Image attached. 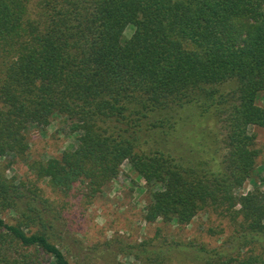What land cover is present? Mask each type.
Here are the masks:
<instances>
[{
    "label": "trees",
    "instance_id": "16d2710c",
    "mask_svg": "<svg viewBox=\"0 0 264 264\" xmlns=\"http://www.w3.org/2000/svg\"><path fill=\"white\" fill-rule=\"evenodd\" d=\"M57 121L76 146L27 160L30 130ZM254 127L264 0H0V264L259 263L264 175L238 193L259 167ZM18 159L27 177L7 174ZM125 162L144 181L148 223L181 229L214 212L229 237L211 250L158 228L76 250L69 198L101 196Z\"/></svg>",
    "mask_w": 264,
    "mask_h": 264
},
{
    "label": "rangeland",
    "instance_id": "374dc122",
    "mask_svg": "<svg viewBox=\"0 0 264 264\" xmlns=\"http://www.w3.org/2000/svg\"><path fill=\"white\" fill-rule=\"evenodd\" d=\"M133 31L134 27L129 26L125 30V38H129ZM62 126L64 127L63 123L57 121L44 132L39 129H31L28 134L30 150L27 160H46L61 154L65 149L75 147L76 136L61 133L59 128ZM252 132L256 135V148L261 151L257 161L259 167L253 178L238 191L240 194L253 191L255 182L261 184L260 178L261 175H264V128L254 127ZM28 170L26 160L18 159L7 171V174L27 177ZM52 198H56V202L61 205L58 194H54ZM148 199L144 181L133 171L129 162L123 164L122 173L105 189L101 196L92 200L83 194L76 199L69 198L68 208L64 209L68 215L67 224L74 236L81 241L77 243L75 249L82 250L83 254H86L91 252L97 244H103L113 237L114 240L120 241L124 245L138 244L145 239L154 238L157 229L160 228L165 237H173L185 242L203 243L212 250L220 247L231 234L229 220L214 212L199 213L190 224L181 229L174 224L165 226L160 221L148 223L144 220V208ZM261 251L258 248L251 249L248 252H243L241 258L251 255L259 256ZM260 257L261 261L256 264H264L263 255ZM120 260L125 264H134L135 262L124 256H120ZM94 262L102 264L100 258Z\"/></svg>",
    "mask_w": 264,
    "mask_h": 264
}]
</instances>
